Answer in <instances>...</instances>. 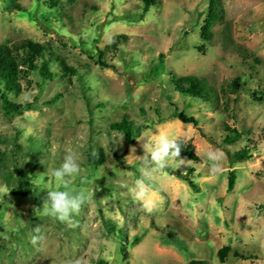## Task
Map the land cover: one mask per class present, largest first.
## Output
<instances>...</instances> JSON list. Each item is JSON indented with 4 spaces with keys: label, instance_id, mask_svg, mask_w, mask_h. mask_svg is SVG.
<instances>
[{
    "label": "rangeland",
    "instance_id": "374dc122",
    "mask_svg": "<svg viewBox=\"0 0 264 264\" xmlns=\"http://www.w3.org/2000/svg\"><path fill=\"white\" fill-rule=\"evenodd\" d=\"M220 1L224 19L202 39L208 0H159L141 18L139 0H0V43H44L76 71L51 60L56 75L40 88L36 72H27L8 97L32 108L11 117L0 110V264H264V0ZM98 51L112 68L96 63ZM181 75L203 78L217 104L178 94L171 79ZM174 109L196 125L170 116ZM121 118L140 129L132 143L109 126ZM224 125L240 138L221 144ZM149 131L192 145L198 161L167 168H191L195 189L164 170L143 177L149 138H140ZM240 147L249 158L230 163L227 154ZM209 150L224 154L215 175ZM69 152L84 177L71 188L90 196L71 227L43 211L46 191L64 190L48 170ZM99 152L102 162L90 164ZM137 179L152 188V213L133 198ZM18 182L27 196L10 194ZM37 226L43 240L34 247ZM224 245L239 256L230 250L219 261Z\"/></svg>",
    "mask_w": 264,
    "mask_h": 264
},
{
    "label": "trees",
    "instance_id": "16d2710c",
    "mask_svg": "<svg viewBox=\"0 0 264 264\" xmlns=\"http://www.w3.org/2000/svg\"><path fill=\"white\" fill-rule=\"evenodd\" d=\"M141 2V12L139 18L147 11L150 5H156L159 0H139ZM224 19V8L220 0H208L207 8L205 11L203 25L201 26L200 36L202 39L210 37V28L217 22H222ZM48 51V57H44ZM44 43L36 42L31 39H23L18 43L9 45L6 43H0V110L5 117H11L13 114H19L24 110L31 109V105L28 102L17 103L9 99L8 95H17L21 90L20 80L29 71H35L39 77L37 84L40 88L46 80H51L56 73L50 70L49 63L52 61H58L60 69L67 74H74L76 71L72 67L66 65L62 59L57 55L52 54ZM98 57L96 63L100 66L111 67L100 59L101 51H98ZM161 58V53H159ZM37 60L38 63H37ZM161 69V61L154 66L148 73L155 75ZM145 80L149 79V75L145 74ZM174 90L184 96L191 98L201 99L208 101L211 104H217L218 95L215 90L208 86L205 80L195 75H181L171 79ZM57 97L54 96L49 102H54ZM170 116L177 118L182 123H190L196 125V119L192 115H187L181 110L174 109ZM110 128L122 133L126 143H132L133 139L138 136L139 128L133 126L131 121L125 118H121L119 121H113L109 124ZM226 132L221 137V144H231L240 138L241 132L224 125ZM184 147L180 154V159H188L192 161H198V156L194 153L193 147L190 143L183 142ZM1 143V139H0ZM2 151L0 149V161L2 158ZM249 152L246 147H240L238 150L231 154H227L228 161H243L249 158ZM102 162V153L99 152L94 157H90V164H99ZM168 174L174 175L183 180L189 187L195 189V184L189 178V174L192 171L188 168L184 173L180 174L172 169H164ZM234 173L229 170L226 175V190L230 191L233 185ZM30 190L23 183L18 182L17 186L10 191L11 195L27 196ZM122 253V249L119 248ZM230 246L224 245L218 248L217 258L219 261H223V258L227 252H229ZM233 256H239L238 252L231 250ZM126 258V254H122V259ZM247 258V257H242ZM105 261H99L97 264H104ZM186 264H206V262L196 259L189 260Z\"/></svg>",
    "mask_w": 264,
    "mask_h": 264
},
{
    "label": "clouds",
    "instance_id": "9594fccd",
    "mask_svg": "<svg viewBox=\"0 0 264 264\" xmlns=\"http://www.w3.org/2000/svg\"><path fill=\"white\" fill-rule=\"evenodd\" d=\"M27 99L29 98L26 97ZM144 137L149 138V142L143 146L145 154L141 157L144 178L150 179L154 173L163 171L171 161L176 162L177 169L186 163V159H180L184 147L178 138H170L165 133L154 135L151 131L143 133L140 139ZM206 156L210 162V172L213 175L219 173L222 170L224 154L216 150H209ZM48 174L55 179L58 189L64 190L46 191L43 203L44 214L71 227L74 224V216L79 215L83 206L90 200L86 191L75 192L71 188L77 177L82 182L84 181L78 155L75 152L65 154L60 167L49 169ZM132 192L133 198L142 203L146 212L152 213L157 209V202L152 196V188L145 179H137ZM34 232L36 234L31 237L30 242L35 247L41 244L43 237L40 235L39 226L34 229Z\"/></svg>",
    "mask_w": 264,
    "mask_h": 264
}]
</instances>
